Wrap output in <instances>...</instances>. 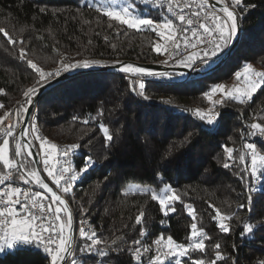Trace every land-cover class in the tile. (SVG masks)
<instances>
[{
	"label": "trees",
	"instance_id": "trees-1",
	"mask_svg": "<svg viewBox=\"0 0 264 264\" xmlns=\"http://www.w3.org/2000/svg\"><path fill=\"white\" fill-rule=\"evenodd\" d=\"M226 2L230 4V0ZM136 6L139 11L147 12L149 18L159 19L160 9L154 8L151 0L147 4L136 0ZM40 7H47L48 12L40 13ZM237 14L240 37L217 68L200 76L184 78L178 75L172 82L146 79L143 82L147 100L131 90L129 74L119 70L68 76L38 96L34 115L43 137L49 144L56 145V152L77 144L72 159V167L77 171L83 166L85 157L94 162L73 184V191L64 195L72 209L77 236L83 219L102 239L110 241L123 235L127 245L140 239L152 246L150 255H155L152 241L161 235L165 238L171 235L178 243L188 242L190 225L194 221L184 205L191 204L198 228L202 227L209 237L205 241L208 251L206 254L193 253L191 259L182 258V264H191L192 260L201 258L214 259L212 249L217 243L226 257L218 264H233V261L235 264H260L264 261V175L258 173L259 181L249 178V187L256 189L250 192L236 175L242 164L228 169L223 167L226 162L223 146L236 149L233 155L238 161L241 147L248 140L241 139L245 120L259 119L264 114V88L258 89L245 104L229 100L216 105L219 115L213 124L193 115L198 107L209 104L204 93L216 83L236 78L241 66L252 64L264 72V0H242ZM0 28L17 41L13 47L0 33V89H3L0 104L4 105L0 108V116L13 109V123L23 92L36 80V74L27 66V59L45 72H55L62 69V63L77 60L111 63L129 59L155 63L162 56L152 51L159 40L155 32L121 26L118 21L97 13L95 8H88L85 0H0ZM21 47L26 50L24 61L19 59ZM101 109L103 115H98ZM100 123L108 126L114 137L108 147L99 131ZM249 142L264 154V139L249 138ZM13 150L12 142L10 156ZM134 184L157 191L170 185L187 195L182 196L183 203H175V213L165 217L158 202L151 200V193L130 189ZM31 189L45 194L34 184ZM249 195L252 196L250 215ZM240 203L246 205L245 209H237ZM80 204L88 209L83 216ZM210 204L224 215L235 212L240 217L239 221L235 217L224 221L230 225L229 233H221L217 222L211 220L215 211L209 208ZM140 211H144L145 216L141 225H136L135 216ZM243 223L259 226L253 233L241 235ZM141 228L146 229L144 237L140 236ZM99 259H104V264H132L127 253L93 259L86 264H98ZM0 264H49V261L42 249L31 245L0 254Z\"/></svg>",
	"mask_w": 264,
	"mask_h": 264
},
{
	"label": "snow or ice",
	"instance_id": "snow-or-ice-1",
	"mask_svg": "<svg viewBox=\"0 0 264 264\" xmlns=\"http://www.w3.org/2000/svg\"><path fill=\"white\" fill-rule=\"evenodd\" d=\"M141 2L147 4L150 0H141ZM85 3L88 8H95L97 13H102L111 21H118L121 26L126 25L128 29L155 32L163 43H155L152 51L167 54L169 60L179 54L181 46L197 49V51L175 60V64L194 70L202 64L209 63L213 57H216L224 47L231 43L239 26L237 9L240 8L242 0H230V4L225 0H215V2L213 0H151L153 7L160 9L159 19L149 18L147 12L139 11L136 7V0H124L118 9L113 7L116 0H111V3H104L103 0H85ZM217 3L220 4L219 8H217ZM247 10L246 8L245 11ZM39 12L47 13L48 8L40 7ZM53 14H56L55 11ZM109 27L112 25L109 24ZM0 33H3V36L7 38L8 44L16 46V39L9 35L4 28H0ZM20 43L22 44L23 41ZM88 44L91 45V40L88 41ZM19 59L21 61L26 59V50L23 47L20 48ZM100 63L101 61L98 60H77L74 63H62V70L67 72L69 68L89 69ZM163 63L167 65L169 61L166 60ZM120 64V61H116L114 67ZM27 66L36 74L35 83L23 92L24 101L15 112L16 122L2 129L5 136L3 142L0 143V162H2L3 169L0 171V253L9 249L16 250L18 246L35 245L37 248L43 249L46 258L49 259V264H86L87 261L93 259L108 258L114 254L122 253H127L132 264H145L146 258L147 264H166V262L171 264L173 260L175 264H182V258L191 259L193 253L206 254L208 249L205 241L209 237L202 227L198 228L195 222V210L191 204L184 205L188 215L194 221L190 225L191 233L188 236V242L178 243L171 235L166 238L161 235L152 241V244L155 245V255H150L153 252L152 246L142 243L140 239L133 240L131 245L126 244L123 235L116 236L110 241L106 238L102 239L87 220L80 221L78 236L76 235L73 214L64 195L73 191V184L93 166L94 162L90 157H85L83 166L77 171L72 167V159L78 148L77 144H72L56 152L55 144H49L46 138L36 134L38 129L35 115L30 121L25 122V114L30 111L29 107H25V105L33 104V97L37 95L42 84H47L51 79L60 77L62 74L60 68L55 72H45L31 59H27ZM119 71L130 74L129 87L145 100L148 97L145 95L144 80L151 78L158 82H172L179 75L172 71H154L148 67L134 66L132 63H124L119 67ZM252 72V66L245 65V86L243 88L233 87L226 90L223 84L213 86L211 93L217 91L223 93L222 98L214 101L213 104L218 105L229 100L245 104L250 100L258 89L264 88V72H256L254 76ZM235 75L239 79L241 72H237ZM2 92L3 89H0V93ZM211 93L205 92L204 96L210 99ZM165 103H171V101H165ZM3 107L4 105L0 104V108ZM212 112L213 109H210L208 113L196 109L193 115L201 121L206 119L208 124H213L219 113L216 112L213 115ZM98 115H103V109ZM5 117L11 120L12 114L6 112L4 117H0V121H3ZM84 123L87 124L88 121L85 120ZM246 127L248 131L241 133L242 140L246 136L256 137L259 135L264 138V124L254 122ZM17 129L19 137L14 135ZM99 131L102 133L105 147H108L114 139L109 127L100 123ZM119 133L120 129L117 128L116 134L119 135ZM37 141L39 142L38 149L36 148ZM12 142H15V146L10 156ZM242 148L243 151H240L237 161L233 155L236 149L224 145L226 162L223 167L228 169L238 166V163L246 164L250 158V164L240 168L236 175L239 176L244 187L253 192L256 189L249 187V178L259 181L260 175H264L261 172L264 170V154L250 142L244 143ZM37 155L40 156L39 161L34 158ZM54 156L57 158L56 163H53ZM41 163L47 177L55 184L58 191L49 187V184L41 177L37 170V166ZM13 181H22L28 187L13 186L11 183ZM33 184L50 193V199L45 201L41 192H33L31 190ZM137 191L144 194L151 193V200L158 202L159 210L165 217L175 213V203L178 201L183 203L182 196L187 195L186 192L180 193L170 185H164L159 191L149 187H143ZM239 195L243 196V193ZM73 202L75 201L73 200ZM251 204L252 196L249 195L247 198L249 215ZM245 207L244 203L237 205V209H245ZM209 208H213L215 211L211 220L217 222L218 230L221 233H229L231 230L230 225L224 221H230L233 217L240 220L235 212L231 215H224L220 209L214 208L211 204ZM79 209L82 216L88 211L83 204L79 205ZM144 216V211H140L135 216L136 225H141ZM258 226L257 224L243 223L241 235L253 233ZM145 235L146 229L141 228L140 236L144 237ZM78 241H82V243ZM122 245L124 246L122 247ZM220 249L221 245L215 244L212 249L215 253L214 259H195L191 261V264H218V262L224 261L226 257L221 254ZM98 264H104V259H99ZM260 264H264V261H261Z\"/></svg>",
	"mask_w": 264,
	"mask_h": 264
},
{
	"label": "water",
	"instance_id": "water-1",
	"mask_svg": "<svg viewBox=\"0 0 264 264\" xmlns=\"http://www.w3.org/2000/svg\"><path fill=\"white\" fill-rule=\"evenodd\" d=\"M213 2H215V0H213ZM219 7H220V4L217 3V8H219ZM239 37H240V23H239V26H238V29H237V33L232 38L231 43L225 49H222V51L217 54L216 59L214 61H212V62H210V63H208V64H206V65H204L202 67L196 68L194 70L193 69H187V68H185L183 66L169 67V66H163V65H160V64H156V63H143V62H139V61H135V60H129V59L120 60L121 64L120 65H116L115 67H114V63L115 62L109 63V62L101 61V63L99 65H95V66H93L92 68H89V69H85V68L72 69V68H69L67 72H62L60 77H55V78L51 79L49 83L42 84V86L37 91V95L35 97H33V104L32 105H26V107H29L30 111H29L28 114H25V117H24L25 122L29 121L31 113L36 107L38 96L47 87L58 83L59 81H61L62 79L66 78L68 76H73L75 74L91 72V71L119 70V67L122 66L124 63H132L134 66L148 67V68H150L151 70H154V71H172V72L178 73L179 75L188 76V77L189 76H196V75H198V76L205 75V74H208L209 72H211L213 69L217 68L219 66V64H221L224 61L226 56L230 53V51L236 45ZM17 133H19V130H17ZM14 146H15V143L13 144V149H14ZM34 158L38 160V156H35ZM37 170L40 172L41 177L45 180V182L49 184V187L53 188L54 191H57L55 189V187L51 184V182L46 177H44V175L41 173L39 165L37 166ZM35 186L37 188H39L38 185H35ZM40 190H42L44 193H46L47 195L50 196V193H47L46 190H43V189H40ZM69 206H70V204H69ZM71 211H72V209H71Z\"/></svg>",
	"mask_w": 264,
	"mask_h": 264
},
{
	"label": "rangeland",
	"instance_id": "rangeland-1",
	"mask_svg": "<svg viewBox=\"0 0 264 264\" xmlns=\"http://www.w3.org/2000/svg\"><path fill=\"white\" fill-rule=\"evenodd\" d=\"M103 1H107L108 3H111V0H103ZM225 2H226V0H225ZM123 3H124V0H116L115 5H113V6L116 7V8L118 9L119 6H120L121 4H123ZM136 7H137V6H136ZM158 42L163 43V41L160 40V38H159ZM161 55H162V56L159 58V60H158L157 62H155L156 64L163 65V56H164V54H161ZM245 65H250V64H245ZM245 65L241 66V67L236 71V73H237V72H241V76H240L239 79H238L237 77H236V78L233 77V78H230V79L227 80V81H223V82L216 83V84H214L213 86H215V85H217V84H223L226 90H227V89H231V88H233V87H241V88H243V87L245 86V78H244V67H245ZM163 66H164V65H163ZM251 66H252V70H253V72H252L253 76H254V74H255L256 72H261V71H260L258 68H256L254 65L251 64ZM169 67H172V66H169ZM129 75H130V74H129ZM176 79H178V75L175 77L174 80H176ZM213 86H211L209 93H211V89H212ZM222 95H223V93H221L220 91H217V92H215V93H211V98H210V99L207 98L209 104H208L207 106L198 107L197 109H200V110L203 111V112H209L210 109H213V112H217V109L215 108L216 105H214L213 102L216 101V100H220V99L222 98ZM221 104H223V103H221ZM218 105H219V104H218ZM254 122H258V123L264 124V114H263L259 119L249 118V119L245 120L244 125H243L244 129L242 130V132L246 133V132L248 131L246 125H250L251 123H254ZM251 138H252V137H251ZM248 139H249V137H248ZM2 142H3V141H2ZM2 142H1V143H2ZM49 143H50V142H49ZM253 144H254V143H253ZM254 145H255V144H254ZM257 148H258V147H257ZM258 150H259V148H258ZM241 151H243V148H242V147H241ZM261 153H262V152H261ZM262 154H263V153H262ZM246 164H250V158H248V160L246 161ZM246 164H242V167H245ZM49 180H50V182H52L51 179H49ZM141 188H142V186L135 185V184L132 185V186L130 187V189H132V190H137V189H141ZM9 250H10V249H9ZM6 251H8V250H6ZM6 251H5V252H6ZM3 253H4V252H3ZM3 253H0V254H3Z\"/></svg>",
	"mask_w": 264,
	"mask_h": 264
},
{
	"label": "built area",
	"instance_id": "built-area-1",
	"mask_svg": "<svg viewBox=\"0 0 264 264\" xmlns=\"http://www.w3.org/2000/svg\"><path fill=\"white\" fill-rule=\"evenodd\" d=\"M211 6V5H210ZM199 47V46H198ZM194 51H197V49H193V48H185V47H183V46H181V49L179 50V54L175 57V58H173L172 60H169V57H168V55L167 54H164V56H163V62L164 61H169V63L166 65V64H164L163 63V65L164 66H182V65H178V64H175V60H177V59H181V58H183V57H185V56H187L188 54H190L191 52H194ZM217 57V56H216ZM216 57H213L211 60H210V62H212V61H214L215 59H216ZM209 62V63H210ZM208 64V63H207ZM204 65H206V64H202L200 67H202V66H204ZM199 68V67H198ZM61 72H64L62 69H61ZM180 77H184V78H188V76H182V75H179ZM23 101H24V97L22 98V100H21V104L23 103ZM25 107H26V105H25ZM35 110V109H34ZM34 110L32 111V113H31V116H30V118H29V121L32 119V116L34 115ZM6 112H10L11 114H12V119L11 120H8V118L7 117H5V119L3 120V121H0V140L1 139H3L4 138V136H5V132L2 130V129H4V128H7V126L8 125H10V124H13V117H14V114H13V109H9V110H6ZM205 113H208V112H205ZM215 113L216 112H212V114L213 115H215ZM0 117H4V116H0ZM37 129H38V132L36 133V134H38L39 136H41L42 138H44L43 137V134H42V132H41V130H40V128L37 126ZM18 130V129H17ZM17 130L14 132V135H16L17 137H19V133H17ZM29 138H31V137H29ZM248 139V137L246 136L244 139ZM249 138H251V137H249ZM252 138H258V139H264V138H262V137H260L259 135H257L256 137H252ZM249 142V139L248 140H246L244 143H248ZM15 142H13V144H14ZM36 148L38 149L39 148V142L37 141L36 142ZM35 150V149H34ZM38 156V161H39V159H40V156L39 155H37ZM39 167H40V171H41V173L44 175V177H46L48 180H49V178L47 177V173L46 172H44V170H43V166H42V163L41 164H39ZM3 169L2 168H0V171H2ZM50 181V180H49ZM12 184H13V186H19V187H24V188H27L28 186H26V185H24L23 184V182L22 181H13V182H11ZM51 184L55 187V189L58 191V189L56 188V186H55V184H53L52 182H51ZM32 190V189H31ZM33 191V190H32ZM33 192H35V191H33ZM46 194V193H45ZM45 194H43L42 193V195L44 196V199H45V201H47V200H49L50 199V196L49 195H45ZM62 195H64V194H62ZM65 197V196H64ZM66 198V197H65ZM67 200V199H66ZM68 201V200H67ZM69 203V202H68ZM43 250V249H42ZM45 254V253H44ZM45 256H46V254H45ZM48 259V258H47ZM48 261H49V259H48Z\"/></svg>",
	"mask_w": 264,
	"mask_h": 264
},
{
	"label": "crops",
	"instance_id": "crops-1",
	"mask_svg": "<svg viewBox=\"0 0 264 264\" xmlns=\"http://www.w3.org/2000/svg\"><path fill=\"white\" fill-rule=\"evenodd\" d=\"M56 159H57V158L54 156V158H53V163H56Z\"/></svg>",
	"mask_w": 264,
	"mask_h": 264
}]
</instances>
